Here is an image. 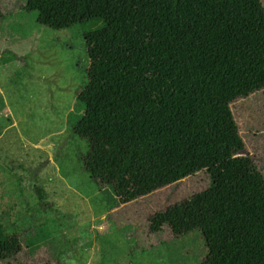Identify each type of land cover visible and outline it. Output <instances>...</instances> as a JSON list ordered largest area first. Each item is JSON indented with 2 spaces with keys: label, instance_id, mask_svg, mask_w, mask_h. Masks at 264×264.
<instances>
[{
  "label": "trees",
  "instance_id": "16d2710c",
  "mask_svg": "<svg viewBox=\"0 0 264 264\" xmlns=\"http://www.w3.org/2000/svg\"><path fill=\"white\" fill-rule=\"evenodd\" d=\"M30 1L39 26L85 32L87 83L68 125L88 144L79 162L90 180L161 190L203 173L206 189L154 214L150 232H197L202 264H264V178L240 156L233 93L189 0ZM20 250L0 223V263Z\"/></svg>",
  "mask_w": 264,
  "mask_h": 264
},
{
  "label": "rangeland",
  "instance_id": "374dc122",
  "mask_svg": "<svg viewBox=\"0 0 264 264\" xmlns=\"http://www.w3.org/2000/svg\"><path fill=\"white\" fill-rule=\"evenodd\" d=\"M233 93L231 111L264 178V0H189ZM84 30L36 23L30 0H0V223L20 252L0 264H202L204 242L156 235L148 220L204 191L203 173L161 190L100 188L68 118L87 83ZM42 188L50 210L40 209Z\"/></svg>",
  "mask_w": 264,
  "mask_h": 264
}]
</instances>
